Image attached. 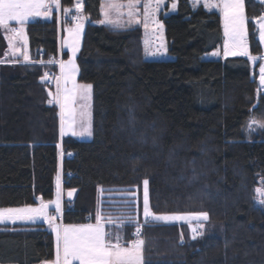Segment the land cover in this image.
Returning a JSON list of instances; mask_svg holds the SVG:
<instances>
[{"label":"trees","instance_id":"obj_1","mask_svg":"<svg viewBox=\"0 0 264 264\" xmlns=\"http://www.w3.org/2000/svg\"><path fill=\"white\" fill-rule=\"evenodd\" d=\"M60 1L66 9L76 0ZM102 1L84 0L77 57L78 80L93 86L92 139L63 135L60 108L48 103L42 78L58 70L51 61L60 56L57 11L27 24L29 61L7 60L0 32V208L51 199L61 174L63 190L76 189L73 200L64 197L63 221L84 223L101 212L121 222L125 243L144 241V264H264V208L256 203L264 92L249 58H206L224 40L221 14L178 0L176 12L160 16L174 58L148 59L142 25L98 23ZM245 10L250 51L261 53L256 18L264 4L245 0ZM256 102L263 129L254 123L248 136ZM145 179L155 214H208L198 235L187 222L141 223ZM128 203L138 217L125 218ZM54 258L55 236L45 224H0V264Z\"/></svg>","mask_w":264,"mask_h":264},{"label":"rangeland","instance_id":"obj_2","mask_svg":"<svg viewBox=\"0 0 264 264\" xmlns=\"http://www.w3.org/2000/svg\"><path fill=\"white\" fill-rule=\"evenodd\" d=\"M144 0H103L102 1V18L98 21L101 24H107L114 27H127L131 25H142L144 29V50L146 58H164L173 59L174 56L168 52V43L165 36V26L160 18L161 14L168 15L177 11L178 0H157L154 1V8L159 5H163L164 2L169 3V7L166 9L164 5L161 6L160 10L149 12L147 15H141L139 2ZM264 4V0H257ZM24 2H36V0H24ZM193 6L203 4L208 10H216L221 14L222 26L224 31V40L222 44L212 50L213 58L219 57H233V56H246L249 58L251 65L252 76H256L259 83V90L264 92V81L260 77V68L264 67V13L256 18L257 22V36L261 44V53H252L250 51V44L248 40V16L245 10V0H243V23L239 27L238 35L233 34V25L229 20L225 19V8L226 2H233V0H191ZM46 7L40 8L37 11L41 15H32L21 24L19 21L10 20L7 26L0 24V32L4 35L9 45L8 55L5 57L7 60L20 59L21 61L31 60V52L29 46V39L27 34V24L30 21L50 20L53 18L54 13L57 11L59 21V43H60V56L51 60L52 63L58 65L57 71H47L43 76V81L47 84L48 88H52L55 93V98L50 99L56 103L60 108L61 118V133L63 135H72L78 139H92L94 135L93 129V86L87 82H81L78 80L79 75V63L78 54L83 42L85 28L87 24V17L84 12V0H76L75 4L70 8H63L61 1L59 0L58 6L51 5V0H44ZM131 5V8L129 7ZM175 5V7H174ZM152 8V9H154ZM129 12L132 15H129ZM15 30V31H13ZM235 53V55L231 54ZM27 57V59H26ZM255 57V59H253ZM35 61V60H34ZM36 61H43V58L36 59ZM91 85V88L85 90L81 86ZM68 98L67 101L65 98ZM61 104L65 107L62 110ZM63 112V115H62ZM63 121V123H62ZM261 123H257L259 125ZM262 130L263 127L259 125ZM246 134L248 136H254L256 132L255 124L249 120L247 121ZM91 132V135L88 134ZM83 133V134H81ZM147 181V196L148 202L150 203V192H149V180ZM264 191V177L259 178L256 189ZM132 195L134 193H131ZM136 194V193H135ZM145 195V185L143 183V196ZM264 197L259 196L256 192V203L264 208V203L261 200ZM126 200V199H125ZM135 200V199H134ZM59 203V209L61 208V194L59 188V175L57 176L56 190L54 196L48 200H41L37 204H25L19 206L1 207L0 212L4 216L11 215L4 211L8 209H26V208H38L41 203L48 205L46 213L43 216L37 218L43 220L44 217L51 211L52 207H56V203ZM133 201L128 199L127 202ZM144 202V200H143ZM132 203V202H130ZM129 204V203H128ZM144 207V203H143ZM128 211L127 217H138L136 210V204L133 207L131 204L127 205ZM135 210V211H134ZM132 212V213H131ZM134 212V213H133ZM203 212H187V213H166V214H155L150 211V216H183L184 219L178 220H161L162 222H187L191 225L192 234L198 235L203 228L204 217L198 215ZM126 216V215H125ZM145 217V216H144ZM142 218V221L144 219ZM27 220L26 221H35ZM97 219H103L101 212L97 215ZM20 219H4L5 221H18ZM155 220V219H154ZM119 222V220H118ZM120 223H115L120 226ZM137 238V237H136Z\"/></svg>","mask_w":264,"mask_h":264},{"label":"snow or ice","instance_id":"obj_3","mask_svg":"<svg viewBox=\"0 0 264 264\" xmlns=\"http://www.w3.org/2000/svg\"><path fill=\"white\" fill-rule=\"evenodd\" d=\"M59 0H51V5L48 6H58ZM46 7L44 0H36V2H24V0H0V24L7 26L8 21L16 20L23 24L29 16L41 15L39 11L40 8ZM131 8V5H129ZM175 7V5H174ZM225 8V19H226V29L227 22L230 20L233 25V34L238 35V29L243 23V0H233V2H226ZM129 15H132L129 12ZM15 31V30H13ZM235 55V53H231ZM27 59V57H26ZM255 59V57H253ZM260 77L264 81V67L260 68ZM85 90L91 88V85L81 86ZM67 101V97L65 98ZM48 103H52L51 100ZM65 105L61 104L62 110ZM63 115V112H62ZM63 123V121H62ZM264 126V125H262ZM83 134V133H81ZM91 135V132H88ZM145 185V195H144V205H145V217L149 216L148 211V196H147V181H144ZM259 196L264 197V191L261 189H256ZM71 195V193H69ZM264 203V199L261 200ZM48 205L41 203L38 208H26V209H8L4 210L11 215L4 216L0 212V221L4 219H20V220H34L40 216L45 215ZM57 210L59 209V203H56ZM198 215L208 218L206 212L199 213ZM155 220H178L184 219L183 216H155ZM139 228L137 233H139ZM104 232L101 226L97 225L95 228L92 226H87L86 228L73 229L71 232L65 229V234L63 236V252H64V264H68V258L71 256L74 259L82 261V264H144L143 262V240H136L131 242V246L124 248L121 247L119 243L112 244L106 243L104 239ZM58 239V251L55 264H61L60 254H59V233Z\"/></svg>","mask_w":264,"mask_h":264},{"label":"crops","instance_id":"obj_4","mask_svg":"<svg viewBox=\"0 0 264 264\" xmlns=\"http://www.w3.org/2000/svg\"><path fill=\"white\" fill-rule=\"evenodd\" d=\"M154 1L157 2V0H144L142 2H139L138 5H140V14L142 15H147L149 12H151V14L153 15V12H156L158 10H160L161 6L167 4V2H164L163 5H159L156 6L154 8ZM154 8V9H152ZM153 10V12H152ZM215 50V49H214ZM213 51L206 53L205 57L206 58H213V54H211ZM219 56H217L216 58H218ZM150 59H155V58H150ZM59 188H60V194H61V208L60 211L58 212V210L55 207L51 208V211L44 217L43 220H35V221H26V220H18V221H5L3 222V224L6 223H42L45 224V227L48 228L49 230H51L54 233L55 236V258H54V262L56 261L57 258V251H58V233H59V254H60V259H61V264H64V252H63V236L65 234V229L69 230V232H71V230L73 229H81V228H86L87 226H92L93 228H95L97 225L101 226L103 229V232L105 234L104 239L106 243H112V244H116L119 243L121 247L127 248L131 246V242L132 241H136V240H141L138 238H135L134 240L129 241L128 243H125L122 239L123 236L125 235L123 233V231L119 228V226L117 224H112L111 222H108L106 220L103 219H92L90 221L84 222V223H66L63 221V200L64 197L66 196V192L63 190L62 187V176L61 174L59 175ZM143 200H144V196H143ZM144 203V202H143ZM148 211L150 213L151 211V207H150V203L148 202ZM145 212V205L143 207V217L145 216L144 214ZM1 224V222H0ZM37 264H44L43 262L37 263ZM68 264H82V261L78 260V259H74L71 256H69L68 258Z\"/></svg>","mask_w":264,"mask_h":264},{"label":"water","instance_id":"obj_5","mask_svg":"<svg viewBox=\"0 0 264 264\" xmlns=\"http://www.w3.org/2000/svg\"><path fill=\"white\" fill-rule=\"evenodd\" d=\"M47 91H48V94H49V97L50 99H54L55 98V93L54 91L51 89V88H47ZM258 102H256L252 107H251V121L253 123H257V121L255 120L254 116H253V110L254 108L257 106ZM69 193H71V195H69ZM75 194H76V189H68L66 191V198L68 200H73L74 197H75ZM44 264H55V262L53 260H48V261H45Z\"/></svg>","mask_w":264,"mask_h":264},{"label":"built area","instance_id":"obj_6","mask_svg":"<svg viewBox=\"0 0 264 264\" xmlns=\"http://www.w3.org/2000/svg\"><path fill=\"white\" fill-rule=\"evenodd\" d=\"M43 55V53H41V56ZM92 219V217H91V215H88L87 216V220L88 221H90ZM154 219H152V216H147V217H144V219H143V221L141 222V223H146V222H151V221H153ZM139 230H140V228H139ZM139 233H140V231H139ZM139 233H137V230L135 231V235L136 236H138L139 235Z\"/></svg>","mask_w":264,"mask_h":264},{"label":"bare ground","instance_id":"obj_7","mask_svg":"<svg viewBox=\"0 0 264 264\" xmlns=\"http://www.w3.org/2000/svg\"><path fill=\"white\" fill-rule=\"evenodd\" d=\"M142 232V231H141Z\"/></svg>","mask_w":264,"mask_h":264}]
</instances>
